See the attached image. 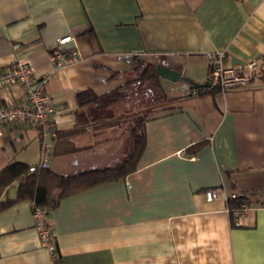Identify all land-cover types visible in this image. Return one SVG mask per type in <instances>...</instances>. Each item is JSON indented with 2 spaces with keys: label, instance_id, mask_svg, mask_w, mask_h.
Masks as SVG:
<instances>
[{
  "label": "crops",
  "instance_id": "crops-1",
  "mask_svg": "<svg viewBox=\"0 0 264 264\" xmlns=\"http://www.w3.org/2000/svg\"><path fill=\"white\" fill-rule=\"evenodd\" d=\"M66 34L74 38L62 48L81 59L49 81L52 130L6 125L0 171L38 164L43 140L57 173L114 166L130 150L135 113L151 109L145 148L136 170L49 212L56 256L33 200L0 209V264H264V0H0V68L50 70L49 51ZM210 52L223 53L225 67L257 61L251 83L196 93L184 79L135 80L143 59L204 82ZM138 85L159 87L162 99L135 103ZM24 98L21 85L0 86L1 101ZM17 191L16 180L0 200ZM236 194L249 198L239 224L227 203Z\"/></svg>",
  "mask_w": 264,
  "mask_h": 264
},
{
  "label": "built area",
  "instance_id": "built-area-1",
  "mask_svg": "<svg viewBox=\"0 0 264 264\" xmlns=\"http://www.w3.org/2000/svg\"><path fill=\"white\" fill-rule=\"evenodd\" d=\"M72 34L59 37L57 46L49 51L52 68L39 72L33 64L28 61L14 62L8 68H0V86L19 84L25 92L24 101L20 104L5 103L0 100V133L4 131L6 125L15 123H27L37 127L43 136L52 130V119L56 108L51 101L48 91V84L57 68L79 61L81 55L77 49H64L62 45L73 40ZM208 59L211 70L208 80L212 84L219 85L220 89L227 90L235 87L247 86L251 83L253 75L259 67L257 61L225 67L223 65V53L210 52ZM51 143L43 140L41 148V159L38 164L30 165V171L38 168H46ZM206 197L209 200L217 197L215 189H207ZM248 204H242L233 210L236 224L247 210ZM230 210V209H229ZM35 225L43 245H45L53 256H56L57 244L53 232L52 224L49 222L47 208L41 205H33Z\"/></svg>",
  "mask_w": 264,
  "mask_h": 264
},
{
  "label": "trees",
  "instance_id": "trees-1",
  "mask_svg": "<svg viewBox=\"0 0 264 264\" xmlns=\"http://www.w3.org/2000/svg\"><path fill=\"white\" fill-rule=\"evenodd\" d=\"M136 62L135 80L160 77L155 70V65L152 63L143 59H137ZM205 91H213V89L208 87L196 89V93ZM83 97L84 92L80 94L81 103L83 102ZM150 113L151 109L135 113L134 125L130 133V150L114 166L65 175L57 173L49 167L30 171V165L20 161L8 164L0 171V196L7 186L16 180L18 181V191L15 198L0 200V209L6 208L18 200L31 199L33 200V205H41L47 208L49 215V212L56 208L65 196L119 179L136 170L146 144V120ZM248 202L249 198L242 194H236L228 199L227 203L232 220L234 218L233 210L242 204H248ZM49 222L51 223L50 220Z\"/></svg>",
  "mask_w": 264,
  "mask_h": 264
},
{
  "label": "water",
  "instance_id": "water-1",
  "mask_svg": "<svg viewBox=\"0 0 264 264\" xmlns=\"http://www.w3.org/2000/svg\"><path fill=\"white\" fill-rule=\"evenodd\" d=\"M155 70L162 78L170 81L176 82L179 81L180 79H184L188 82H191L195 88L208 87L212 89H220L219 85L212 84L210 80H206L204 82L195 81L190 76L183 75L180 70L172 68L169 65L162 62L156 64Z\"/></svg>",
  "mask_w": 264,
  "mask_h": 264
},
{
  "label": "rangeland",
  "instance_id": "rangeland-1",
  "mask_svg": "<svg viewBox=\"0 0 264 264\" xmlns=\"http://www.w3.org/2000/svg\"><path fill=\"white\" fill-rule=\"evenodd\" d=\"M148 85H152V83ZM151 88L152 89L148 88L146 85H138L134 92V102L140 103L143 101L147 104H153L162 99V90L159 89V87L156 88V86Z\"/></svg>",
  "mask_w": 264,
  "mask_h": 264
}]
</instances>
